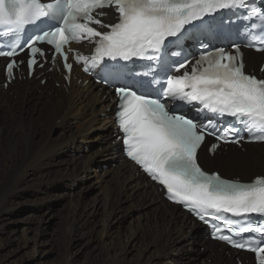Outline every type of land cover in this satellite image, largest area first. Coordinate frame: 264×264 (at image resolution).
Returning <instances> with one entry per match:
<instances>
[{
  "label": "snow or ice",
  "instance_id": "obj_1",
  "mask_svg": "<svg viewBox=\"0 0 264 264\" xmlns=\"http://www.w3.org/2000/svg\"><path fill=\"white\" fill-rule=\"evenodd\" d=\"M101 9L114 10L116 22L105 23L101 17L107 13ZM238 9L260 19L264 32V9L253 7L251 0H0L3 35L16 37L5 46L8 50L0 49V57L9 58L5 69L13 78L24 63L15 57L27 50L31 74L46 55L37 45L46 43L54 51L53 62L59 55L70 72L65 46L84 40L94 44L91 57L77 53L75 59L84 62L86 72L98 67L100 81L114 87L126 156L162 186L169 201L211 223L214 238L254 253L257 264H264V176L247 183L225 179L206 170L198 158L206 135L239 144L243 137L236 124L249 133L250 141L264 142V78L245 72L238 46L235 54L223 47L201 52L194 63L173 50L191 31L186 26L198 27L193 22L205 23V17L220 10ZM28 27L34 34L21 41ZM200 46L208 47L203 41ZM135 60L151 63L135 73L127 63ZM162 73L163 82L157 79ZM168 99L234 120L223 129L212 120L201 124L179 108L170 110ZM217 147L212 144L209 151L215 153Z\"/></svg>",
  "mask_w": 264,
  "mask_h": 264
},
{
  "label": "bare ground",
  "instance_id": "obj_2",
  "mask_svg": "<svg viewBox=\"0 0 264 264\" xmlns=\"http://www.w3.org/2000/svg\"><path fill=\"white\" fill-rule=\"evenodd\" d=\"M263 55L246 51L249 63H257ZM53 70L44 75L48 77L46 86L36 77L17 79L9 88L0 85V246L6 253L4 263L19 264L18 249L15 253L11 249L17 241L15 224L23 214H28L30 225L37 226L35 249L44 252L48 216L67 201V264H78L82 252L88 253V258L97 254L99 264H235L237 251L227 253L224 244L207 240L198 231L201 226L180 207L167 203L163 191L123 157L121 145L113 144L114 118L108 109L113 105L111 96L105 98L106 92L91 82L73 80L71 86L66 85L55 67ZM3 75L0 64V79ZM49 78L57 79L61 87ZM48 84L50 90L38 93L32 102L34 89L44 91ZM27 104L32 114L28 115L29 108L24 111ZM56 129L68 135H51ZM86 141L88 145H84ZM244 146L246 152L233 148L247 156L239 153L238 158L234 152L222 161L219 155L227 156L230 148L212 158L203 144L199 162L209 169L220 165L225 175V170L229 175L239 173L250 181L256 173H264V155L258 152L264 150V144ZM102 149L106 159L99 158ZM101 160L115 165L99 173L97 163ZM94 174L101 190L91 196ZM115 226L119 231L112 236ZM187 240L191 249L185 248ZM137 242V258L128 263L126 255ZM199 242L205 250L213 248L215 255L200 251ZM240 253L244 264H254L247 261L251 255ZM209 258H213L211 263Z\"/></svg>",
  "mask_w": 264,
  "mask_h": 264
},
{
  "label": "rangeland",
  "instance_id": "obj_3",
  "mask_svg": "<svg viewBox=\"0 0 264 264\" xmlns=\"http://www.w3.org/2000/svg\"><path fill=\"white\" fill-rule=\"evenodd\" d=\"M264 57L263 56H260L258 57L257 59V66L260 65V60ZM2 80L3 79H0V85L2 83ZM52 84H54V81H52ZM46 86V84H45ZM57 86V85H56ZM60 87V86H58ZM48 90H50V85L48 84L47 88L43 91H37L36 89H34V96H32V102L35 103V99H37L36 95L39 93H42V92H48ZM11 95H12V92H11ZM25 95V93H24ZM30 94H28L29 96ZM27 108H29V113L28 115L31 113L30 112V109H31V105L30 104H27V106L24 108V111L26 112L27 111ZM19 110V109H18ZM32 114V113H31ZM59 124V123H58ZM60 125V124H59ZM46 132V131H45ZM54 134H61V135H64V136H67V132L65 133L64 131H62L61 129H56V130H53L51 132V135H54ZM89 144V141H86V143L84 145H88ZM103 148L105 147V144L102 145L100 144ZM100 145L97 147V150L99 151V147ZM229 149V148H228ZM228 149H226V152L228 151ZM232 149V150H231ZM104 149H102V152L99 156L100 159H106L105 157L107 155H104L106 154L105 151H103ZM247 148L245 146V150H243L244 152H246ZM204 151V150H203ZM100 152V151H99ZM236 152L238 153V158L241 157L240 154H244L246 155L245 153H243L241 150H239L238 148H233V147H230L229 149V152L227 154V156L225 155H219V159H221L222 161L224 160L223 158H227V157H230L233 155V153ZM258 152L262 155H264V150L263 149H259ZM240 153V154H239ZM205 154V153H204ZM203 153L202 155L205 156ZM247 156V155H246ZM247 162L246 163H250L248 158H246ZM94 164H92L93 166ZM113 163L110 164L109 162L107 161H103L101 160L99 163H97V166L99 167V169L101 171H99V173H103L104 171H109L110 169V166L113 167ZM95 167V166H94ZM249 168V166H247V169ZM211 169H221L220 165L218 166H214V167H211ZM222 170V169H221ZM93 172H95V168L92 169ZM223 174H224V170L222 171ZM256 174H263V173H256ZM239 176L242 178V180H246L245 178H243L239 173H235L234 175L231 174V176ZM96 174L93 175V178H92V182L94 184V189L92 190L91 192V196H94L96 195L100 190H101V184H98L96 182ZM100 185V186H99ZM68 202L67 201H64L63 204H59L55 207V210H54V215H52V217L50 218L51 215L48 216V220L46 222V226H47V232L46 234L44 235V241H46V245L44 246V252H39L38 251V248L35 249V241H36V225H30V223L28 222L29 220V217H28V214H23L22 215V220L19 219V221L15 224L17 227H18V230L17 232L15 233V237H17V241L15 239V245L14 247L11 249L12 253H15V251H17L18 249V258H17V263L19 264H67V258H68V252H67V233L69 231V228L67 226V222H68V219H67V214H68ZM132 214L129 213V217H131ZM50 218V219H49ZM103 217L102 216H98V219L100 221H102ZM181 218H182V215H181ZM183 221H186V219ZM129 224V222H125L124 225L127 226ZM32 226L30 229L28 227ZM119 231V228L118 226H115L113 232H112V236L115 235L116 232ZM189 231V229H188ZM20 243V245L17 243ZM165 242H167V239H165ZM199 245H202V243L199 242ZM140 246V244L137 242L135 244V246H133L130 250V252L126 255V261L128 263H132L136 260L137 258V254H138V247ZM189 248L191 249V244H190V240H187V242L185 243V248ZM198 249L202 252L204 251H209L211 253L212 256L215 255V252L213 251V248L212 249H206L202 246H198ZM0 250H1V253H0V264H5V260H6V253L3 252L4 250H2L1 246H0ZM86 251V250H85ZM227 252V251H226ZM229 253V251L227 252ZM241 255V254H239ZM97 254H92L90 256V258H88V253L86 252H82L79 254V261H78V264H99L100 260L98 261L97 260ZM211 260V261H210ZM213 260V258H209V261L208 263H211ZM249 260H250V257H249ZM235 264H236V261H235Z\"/></svg>",
  "mask_w": 264,
  "mask_h": 264
}]
</instances>
